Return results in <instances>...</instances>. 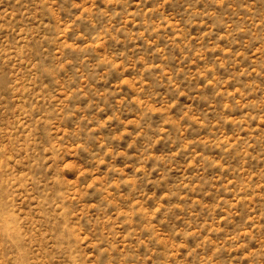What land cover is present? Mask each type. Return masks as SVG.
Returning <instances> with one entry per match:
<instances>
[{"label": "rangeland", "instance_id": "obj_1", "mask_svg": "<svg viewBox=\"0 0 264 264\" xmlns=\"http://www.w3.org/2000/svg\"><path fill=\"white\" fill-rule=\"evenodd\" d=\"M0 264H264V0H0Z\"/></svg>", "mask_w": 264, "mask_h": 264}]
</instances>
